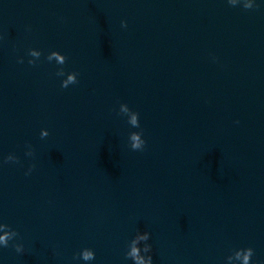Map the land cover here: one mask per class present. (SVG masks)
Here are the masks:
<instances>
[{"label": "water", "instance_id": "obj_1", "mask_svg": "<svg viewBox=\"0 0 264 264\" xmlns=\"http://www.w3.org/2000/svg\"><path fill=\"white\" fill-rule=\"evenodd\" d=\"M0 224V264H133L138 230L264 264V0H0Z\"/></svg>", "mask_w": 264, "mask_h": 264}, {"label": "clouds", "instance_id": "obj_2", "mask_svg": "<svg viewBox=\"0 0 264 264\" xmlns=\"http://www.w3.org/2000/svg\"><path fill=\"white\" fill-rule=\"evenodd\" d=\"M255 7H259L258 5H255ZM244 9L248 10V9H253L252 5H245ZM121 26L122 27H127V24L125 22H121ZM28 55L32 56H36L38 57V59L41 57L42 53L40 51H34V50H29ZM46 59L51 62L53 61V59H55L57 61V64L61 66L60 70H58L56 72L57 76H64L65 72L63 70V65H65L67 58L66 56L62 55L61 53L57 52V51H53L51 52ZM18 63H23V59H19L17 61ZM28 63L30 65L35 66L36 61L31 59L28 61ZM79 74L76 72H72L67 74L68 79L67 80H63L61 83V87L62 88H68V85L71 84H77L78 80H77V76ZM136 115L139 116V113L136 112ZM143 134V133H142ZM46 135L48 136L49 133H46ZM134 139H137L136 137H133ZM42 139V138H41ZM146 141L145 140H138L137 139V143L133 144V149L134 150H138V151H143L144 147H145ZM30 148V146H29ZM27 156H32L33 152L31 150H29L26 153ZM4 163H20L18 157H16L15 155H8L5 160ZM35 167V165H32L29 167L28 172L25 173V175H29L31 173V171L33 170V168ZM3 225L4 227H7L9 229V232L6 233L4 236H0V245H2V247L7 248L9 247V241L12 240L13 236L17 237L19 235V233L13 229H11V227L7 224H0ZM151 238V233L148 231H137L135 237L129 242L128 244V251L125 253V259L126 260H131L133 262V264H153V255L151 254L153 252V248L152 245L149 243V240ZM142 242V246L139 247V249L137 248V245L140 244ZM12 247H14L16 253L18 254H23L25 249L24 246L22 244H13ZM254 249L251 247L248 248H242V249H238L235 250L234 253L230 256L227 257V261L232 260L233 258L239 260L241 258V256H243V261L244 264H252V257L254 256ZM73 259H82L83 261L87 262V261H92L95 259V253L94 251H92L91 249H83L77 256H74Z\"/></svg>", "mask_w": 264, "mask_h": 264}]
</instances>
